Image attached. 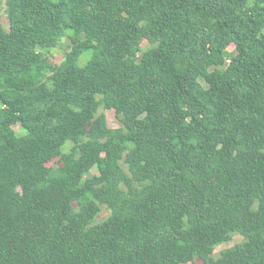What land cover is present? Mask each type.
Returning <instances> with one entry per match:
<instances>
[{"label": "trees", "instance_id": "1", "mask_svg": "<svg viewBox=\"0 0 264 264\" xmlns=\"http://www.w3.org/2000/svg\"><path fill=\"white\" fill-rule=\"evenodd\" d=\"M4 14L0 264H264V0Z\"/></svg>", "mask_w": 264, "mask_h": 264}, {"label": "rangeland", "instance_id": "2", "mask_svg": "<svg viewBox=\"0 0 264 264\" xmlns=\"http://www.w3.org/2000/svg\"><path fill=\"white\" fill-rule=\"evenodd\" d=\"M6 10V0H0V15H2V22L5 24L6 27L9 25V20L5 16L4 12ZM69 38L65 37L62 42L61 46H58L54 49L55 55L52 57L53 61L60 62L64 59L65 52L68 50V45H69ZM143 46H148V42H145ZM234 45L230 46V49H233ZM101 111H104L107 116L108 124L111 127H118L120 126V120L117 116L116 110L115 109H101ZM18 129V128H16ZM20 131V129H18ZM61 162L58 160V158L52 159L49 161L48 165L50 166H58L60 165ZM93 172H96V168L93 169ZM108 213V210H104V212L101 214V218L105 216ZM243 241V236L239 233H234L232 239L229 242H224L220 245H218L215 248L214 255L218 256L221 252V250L226 249L228 247H231L235 245L236 243L242 242ZM202 260L198 257L195 258L193 261H189L187 263H180V264H201Z\"/></svg>", "mask_w": 264, "mask_h": 264}]
</instances>
